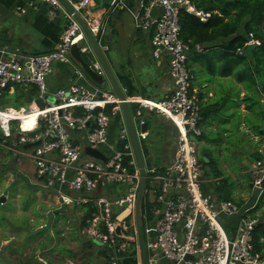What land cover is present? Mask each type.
<instances>
[{
    "label": "built area",
    "instance_id": "built-area-1",
    "mask_svg": "<svg viewBox=\"0 0 264 264\" xmlns=\"http://www.w3.org/2000/svg\"><path fill=\"white\" fill-rule=\"evenodd\" d=\"M37 1L50 5L51 16L60 7L57 0ZM66 1L79 14L93 2ZM112 4L113 9L126 7L123 0H112ZM181 9L201 22L209 17L190 0H140L136 13L129 10L134 26L150 33L152 56L167 55V74L174 86L160 100L129 97L122 88L140 146L148 137L147 131H141L147 123L146 114L163 117L175 130L171 161L162 168L146 166L142 234L148 256H158L169 264H264L251 242L257 218L247 211L253 206L242 209L232 201H220L201 191L203 169L195 141L200 135L199 105L187 67L188 46L179 36ZM66 18L67 25L50 52L30 55L0 48V99L15 86L37 88L36 98L27 106H0V131L4 136L1 146L31 159L35 181L50 192L59 206L94 203L96 211L86 220L84 231L116 255L129 245V228L133 227L131 235L135 231L134 221L130 223L126 217L120 223L123 238H118L116 216L126 209L133 211L140 177L121 115V100L109 90L79 82L84 74L69 52L74 43L80 45L84 38L78 23L68 14ZM82 18L101 46V20L88 12ZM101 49L104 52L107 47ZM196 49L201 50L198 46ZM80 50L85 52L86 48L81 45ZM54 63L75 69L77 77L67 87L50 92L46 79ZM90 67L102 75L94 58L90 59ZM49 96L52 101L47 103ZM36 99L44 102L43 109L36 105ZM29 119L32 123L26 127ZM115 123L116 131L110 139ZM27 144L32 146L24 150ZM85 147L100 151L106 160L86 155ZM249 172L252 189L259 194L264 182V161L255 162ZM120 185L126 186L123 193L109 192ZM146 196L149 200L145 201L144 211ZM129 217L133 218L132 213ZM109 264H117V258L111 256Z\"/></svg>",
    "mask_w": 264,
    "mask_h": 264
},
{
    "label": "trees",
    "instance_id": "trees-1",
    "mask_svg": "<svg viewBox=\"0 0 264 264\" xmlns=\"http://www.w3.org/2000/svg\"><path fill=\"white\" fill-rule=\"evenodd\" d=\"M190 1L196 9L209 14V17L201 22L185 10L179 11V36L188 46L187 67L194 86L199 88L202 85H210L219 79H227L241 86H232L233 89L227 91L225 98L220 99L208 97V87H204L207 89L204 91H195L200 116V135L195 141L197 158L203 169L201 191L217 200L232 201L241 206L240 201L234 197V181L224 176L222 171L224 164L228 168L230 162H239L240 174L250 182L248 187L252 189L248 170L252 163L264 161V0ZM250 41H258L259 45H250ZM249 45L251 49L247 55L245 49ZM196 46L201 50L198 51ZM119 79L127 94L131 95L133 86L130 81L122 75ZM36 95L37 88L34 85L27 88L15 86L12 94L8 93V89L3 93L1 101L7 98L9 102L6 106L18 108L27 106ZM240 106H243L245 112L239 110ZM211 124H218L217 129H211ZM3 140L4 136L0 131V150H3ZM4 152L5 157L11 154L9 151ZM142 153L145 158L146 151L142 150ZM204 157L208 162L204 161ZM6 166V170L13 173V170ZM205 167L209 171H205ZM206 177L208 181L205 182ZM251 205L253 207L249 208L247 213L257 218L251 242L255 252L264 259V182L261 192L258 194L256 191ZM3 209H7V204H0V210ZM80 209L84 211L80 225L86 228V220L96 211V207L94 203H90L82 205ZM54 215L52 235L42 232L27 237L26 234L40 224L30 223L27 218L20 219L18 225L12 229L14 232L24 233L19 241L20 245L15 246L10 242L2 246L0 259L2 258L5 264H10L6 252L7 256H14L17 264H53L44 253L54 251L56 245H52V242L60 238V232L55 226L62 215L57 211ZM5 221L4 214L0 212V224ZM35 242L37 245H33ZM128 244L124 251L116 255L113 249L106 247L102 253L105 264L110 263L111 256L117 258V264H140L136 243ZM38 257L42 258V261H39ZM85 264L92 263L85 261Z\"/></svg>",
    "mask_w": 264,
    "mask_h": 264
},
{
    "label": "crops",
    "instance_id": "crops-1",
    "mask_svg": "<svg viewBox=\"0 0 264 264\" xmlns=\"http://www.w3.org/2000/svg\"><path fill=\"white\" fill-rule=\"evenodd\" d=\"M139 1L140 0H123L126 6L125 9H117L110 12L107 9L113 7L112 0H93L88 9L80 12V15L81 17L85 16L88 12L101 20V46L107 47L104 54L108 63L123 89L125 88L119 79L121 75L125 76L133 86V93L128 95L126 92V96L160 100L174 89L173 82L167 74L168 57L162 54L159 58H154L151 54L150 33L137 29L134 26V20L129 10L136 13L139 9ZM135 4H137V6ZM20 9H24L25 12L22 13ZM50 10H52V8L49 4L37 0H0V48L18 50L21 53L30 55L52 51L68 21L66 18L67 13L62 6L54 9V16L50 15ZM80 43L83 42L81 41ZM123 43L127 45L123 46ZM112 49L119 51V56L117 57H121V61L116 62L113 56L106 55V53L111 52ZM124 57H126V59H124ZM125 63L129 64V68ZM66 68V66L60 63L53 64L52 72L46 79L50 92L58 88H65L75 82V80H67L69 75H66L64 72ZM79 82L86 83V81L83 80H79ZM192 83V89L194 91L199 89L204 91L207 90L204 87H208V97L219 99L221 97L225 98L227 91L233 89L232 86H236L237 88L241 87L240 84H235L233 81L231 82L227 79H219L213 84L202 85L199 88L194 86V81ZM104 89L108 90L109 88L105 85ZM13 91L14 89L8 90V93L12 94ZM242 95L243 94H241V97ZM239 110H241L242 113L245 112L243 106H240ZM146 119L147 140L152 136L153 138H151L154 139L155 145L159 148H157L156 151L154 149L151 153L146 150L145 156L147 159H144L149 165L162 168L171 161L174 153L173 140H166L165 137L169 134L174 136L175 130L173 128L169 132L167 126L170 123L159 115L153 113L146 114ZM115 125L117 127V123H115L111 129L110 139H112L116 131ZM217 127L218 124H211V129H217ZM169 141L172 143L170 147L172 153L169 151L170 154L166 156L164 147ZM203 159L205 162H208L207 158V161L205 157ZM222 164L224 163L222 162ZM111 189L112 188L109 189V192L113 194ZM123 192L124 191H121L117 194ZM49 201L54 206L50 211L53 213L57 211L61 215H63L62 209H69L72 206H77L71 204L61 207L52 199H49ZM81 206L82 205H79L77 209L82 213V217L84 211L80 209ZM250 206L246 207V209ZM65 264L73 263L67 261ZM149 264H169V262L157 256L153 259L149 258Z\"/></svg>",
    "mask_w": 264,
    "mask_h": 264
},
{
    "label": "rangeland",
    "instance_id": "rangeland-1",
    "mask_svg": "<svg viewBox=\"0 0 264 264\" xmlns=\"http://www.w3.org/2000/svg\"><path fill=\"white\" fill-rule=\"evenodd\" d=\"M135 5L137 6V4ZM107 10L112 12L117 9H113L112 7L108 8ZM126 10L128 11L127 8ZM80 44L83 45V43ZM122 45L125 46L127 44L123 43ZM106 55L113 56V59L116 62L121 61V57H117L119 56V51L116 49H112V51L107 52ZM124 59H126V57H124ZM125 64L129 68V64ZM2 99L3 98L1 97L0 100ZM51 101L52 99L48 100L47 98V103H50ZM8 102V99L4 98V100L0 102V106H3ZM169 125L167 126V129L170 132L173 127ZM151 137L141 143L142 150H148L150 151V153L154 149L156 151L157 148H159L157 145H155V141L154 139H152L153 137ZM174 137L175 133L174 136L169 134L165 138L166 140H173V148L175 149ZM171 146L172 143H170V141L165 145L164 149L166 156L172 153L170 149ZM2 149L3 150H0V196L6 197L4 204H7V209L0 210V212L3 213L6 218V221L0 224V249L2 246L10 242H13L15 246L20 245L19 241L23 238L24 233L14 232L12 230L16 225H18L20 219L27 218L30 223L37 222L41 226L45 222L46 213L54 208V206L49 201V199L53 200L50 192L39 185L37 181H35L36 179L33 175V165L31 159L27 156L18 154L16 155L11 151H9L11 152L10 156L5 157L4 151L8 150L5 148ZM169 151L171 152L169 153ZM26 152L31 153V150H28ZM226 159V162H228L227 156ZM11 163L13 164V168L16 170L15 172L13 171V173L6 170V165L10 167ZM226 165H228V163H226ZM145 166L155 167L154 165H149L146 160ZM204 170L209 171V169L206 167ZM222 172L224 176H227L229 179H232L234 181V197L238 201H240L242 209L250 206L252 199L255 197L256 191L248 187L250 182L245 179V176L243 177L242 173L240 174V163L232 161L230 162V166L228 168L225 167L224 164V170ZM207 178L208 177L204 179L205 182L208 181ZM125 189L126 186L120 185L112 188L111 191L113 192V194H117L121 191H125ZM147 200H149L148 196H146L144 199V211L145 201L147 202ZM77 208H79V206H72L69 209H62L63 215L57 220L55 226V228L60 232V238L59 240L52 242V245H56L55 250L51 252L46 251L44 253V256L48 257L53 264H58L59 262H64L65 264L67 261L73 264H85V261H89L92 264H105L106 260L102 253L107 246L106 244L96 240L95 238H89V236L85 233L84 228H82L80 225L82 213H80V210H78ZM38 215H41V217H39ZM128 218L130 223L132 220L134 221L132 217ZM131 229L133 230V227L129 228L130 235L132 233ZM28 233L26 234L27 237ZM132 237L135 238V235L133 234ZM33 245H37V243L35 242ZM38 253L39 252L37 251L36 254ZM5 255L6 257H8L7 259H9L10 264H17L14 256L9 257L7 256L8 254L6 252ZM1 259L0 264H5L4 260ZM139 259L141 264L140 256ZM38 260L42 261V258L38 257ZM43 263L47 264L46 262Z\"/></svg>",
    "mask_w": 264,
    "mask_h": 264
},
{
    "label": "water",
    "instance_id": "water-1",
    "mask_svg": "<svg viewBox=\"0 0 264 264\" xmlns=\"http://www.w3.org/2000/svg\"><path fill=\"white\" fill-rule=\"evenodd\" d=\"M57 1L59 2L60 6H62V8L66 11V13L74 21L78 23L82 31V36L84 38L83 46L86 48V51L82 52L80 50L81 45L74 43L71 46L69 53L71 58L74 60V62L82 70L84 74L83 80L86 81L88 85L96 87L100 90H103L104 86L107 85L109 88L108 90L116 98L121 100L120 103L121 115L123 118L124 126L128 134L129 142L131 145V149L135 160L136 168L140 177V181H139V188L137 191V196L133 211L131 212L130 209H126L125 211L121 212L116 216L115 234L118 238H123L120 223L126 217H129L130 214L132 213L134 219V225H135V231H134L135 238H133L132 235H130L126 237V239L130 242H136L137 250L140 253L141 264H149L148 251L146 249L142 234V203H143L144 193L147 187V173H146L145 159L142 153V148L136 137V130L132 121L131 108L126 101V96L122 90V87L118 79L116 78L114 72L112 71L111 66L108 63V60L101 49L99 40L92 34V32L84 22L81 15L73 9L71 4H69L66 0H57ZM250 49L251 46L249 45L245 49V54L249 55ZM91 58H94L98 62L102 71V75L97 74L90 67ZM64 72L66 75H69V77L67 78L68 81L75 80L77 77L75 73V69L73 68L67 67ZM50 99L51 97H48V100ZM35 103L40 109H43L44 102L42 100L36 99ZM146 128H147V124L141 127V131H146ZM31 146H32L31 144H27L23 146V149L26 150ZM84 153L86 155H89L96 159H100L102 161L106 160L105 157L102 155V153L96 149L85 147ZM205 160L207 161L206 158ZM10 167L14 172L16 171L13 168L12 163L10 164ZM202 178L203 176L200 177L201 180ZM5 200H6L5 196H0V204H3ZM53 218H54V213L52 211L47 212L44 224L30 231L28 233V237L35 236L42 232L52 235L51 225L53 222Z\"/></svg>",
    "mask_w": 264,
    "mask_h": 264
},
{
    "label": "bare ground",
    "instance_id": "bare-ground-1",
    "mask_svg": "<svg viewBox=\"0 0 264 264\" xmlns=\"http://www.w3.org/2000/svg\"><path fill=\"white\" fill-rule=\"evenodd\" d=\"M31 123H32V120L31 119H29L28 121H26V123H25L26 124V127L29 126Z\"/></svg>",
    "mask_w": 264,
    "mask_h": 264
}]
</instances>
